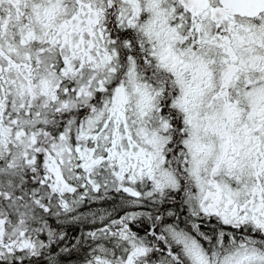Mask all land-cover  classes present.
<instances>
[{
    "label": "snow or ice",
    "instance_id": "1",
    "mask_svg": "<svg viewBox=\"0 0 264 264\" xmlns=\"http://www.w3.org/2000/svg\"><path fill=\"white\" fill-rule=\"evenodd\" d=\"M0 264H264V0H0Z\"/></svg>",
    "mask_w": 264,
    "mask_h": 264
}]
</instances>
